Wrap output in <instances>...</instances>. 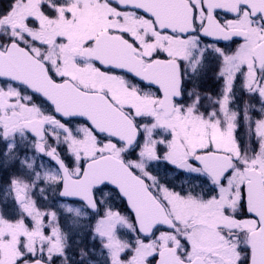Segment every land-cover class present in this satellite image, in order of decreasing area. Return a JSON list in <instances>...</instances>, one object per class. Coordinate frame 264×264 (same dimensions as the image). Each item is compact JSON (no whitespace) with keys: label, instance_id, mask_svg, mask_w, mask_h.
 <instances>
[{"label":"snow or ice","instance_id":"6c2138e0","mask_svg":"<svg viewBox=\"0 0 264 264\" xmlns=\"http://www.w3.org/2000/svg\"><path fill=\"white\" fill-rule=\"evenodd\" d=\"M0 264H264V0H0Z\"/></svg>","mask_w":264,"mask_h":264},{"label":"flooded vegetation","instance_id":"af4514ba","mask_svg":"<svg viewBox=\"0 0 264 264\" xmlns=\"http://www.w3.org/2000/svg\"><path fill=\"white\" fill-rule=\"evenodd\" d=\"M212 86H213V85H212L211 83H209L208 87H209V88H212Z\"/></svg>","mask_w":264,"mask_h":264}]
</instances>
